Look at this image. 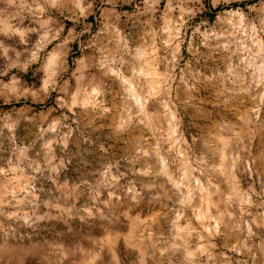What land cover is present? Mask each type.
<instances>
[{
  "label": "clouds",
  "instance_id": "9594fccd",
  "mask_svg": "<svg viewBox=\"0 0 264 264\" xmlns=\"http://www.w3.org/2000/svg\"><path fill=\"white\" fill-rule=\"evenodd\" d=\"M0 264H264V0H0Z\"/></svg>",
  "mask_w": 264,
  "mask_h": 264
}]
</instances>
